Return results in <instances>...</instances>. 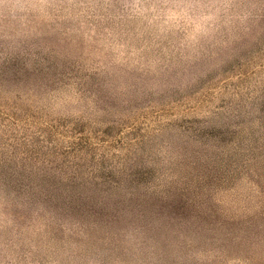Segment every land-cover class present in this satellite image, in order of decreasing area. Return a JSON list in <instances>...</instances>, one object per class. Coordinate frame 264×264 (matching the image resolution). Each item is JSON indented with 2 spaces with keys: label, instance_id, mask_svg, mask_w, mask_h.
Here are the masks:
<instances>
[{
  "label": "rangeland",
  "instance_id": "rangeland-1",
  "mask_svg": "<svg viewBox=\"0 0 264 264\" xmlns=\"http://www.w3.org/2000/svg\"><path fill=\"white\" fill-rule=\"evenodd\" d=\"M0 264H264V0H0Z\"/></svg>",
  "mask_w": 264,
  "mask_h": 264
}]
</instances>
